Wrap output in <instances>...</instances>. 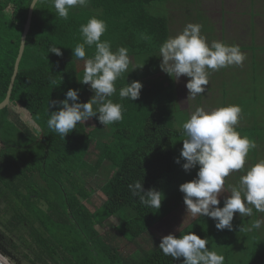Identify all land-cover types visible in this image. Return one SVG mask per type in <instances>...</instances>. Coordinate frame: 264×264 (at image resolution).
Returning <instances> with one entry per match:
<instances>
[{
  "label": "trees",
  "instance_id": "trees-1",
  "mask_svg": "<svg viewBox=\"0 0 264 264\" xmlns=\"http://www.w3.org/2000/svg\"><path fill=\"white\" fill-rule=\"evenodd\" d=\"M156 1L89 0L87 7L71 9L66 20L58 17L50 2L33 11L10 102L0 110L2 256L19 264L16 251L40 264H183V258L174 261L162 253L161 240L154 233L177 205L169 208L165 198L175 181L173 142L183 135L172 126L171 81L165 86L149 84L148 75L125 73L116 80L117 91L109 99L121 104L123 118L108 125L112 141L103 145L94 165L86 156L92 135L103 126L96 117L79 122L64 138L47 127L49 115L59 107H49L48 102L64 100L69 89L78 90V103L94 95L89 85L80 83L84 61L72 52L83 42L81 25L93 17L103 20L106 31L101 40L110 42L114 52L127 48L136 64L143 55L158 52L168 39L167 21L149 10ZM29 7L30 0L0 1V103L9 88ZM51 46L60 47L62 55L48 53ZM85 51L90 58L95 46H86ZM133 81L143 85L139 99H121L119 90ZM12 104L27 111L32 124L14 117ZM105 162L109 163L101 187L105 200L91 212L85 205L93 194L88 177ZM136 181L142 182L145 191L162 193L158 210L132 196L128 186ZM124 209L134 216L103 233L98 231L97 226ZM205 225L204 216L194 217L173 236L191 232L206 239ZM141 240L148 248L139 244ZM127 244L140 251L136 258L122 249ZM207 247L211 251L209 243ZM245 264H264V247Z\"/></svg>",
  "mask_w": 264,
  "mask_h": 264
},
{
  "label": "clouds",
  "instance_id": "clouds-1",
  "mask_svg": "<svg viewBox=\"0 0 264 264\" xmlns=\"http://www.w3.org/2000/svg\"><path fill=\"white\" fill-rule=\"evenodd\" d=\"M50 2L59 18L67 19L69 11L76 7H87L89 0H30L33 10ZM200 24H187L180 34L167 39L160 47L163 71L169 76L179 79L181 76L190 78L185 87L188 97L193 99L206 92L209 70L217 71L232 65L240 66L245 55L236 45H226L213 41L211 46L201 36ZM106 31V23L95 17L81 25L80 32L83 42L76 45L73 55L84 61V72L80 83L89 85L94 95L86 103H78V90L69 89L62 101L48 102L49 107L58 110L51 112L47 127L63 138L72 132L77 124L96 117L99 124L106 127L122 120V106L113 103L109 97L116 93V80L127 72L129 67L128 49L118 48L115 52L108 41L101 37ZM147 39L148 37L142 36ZM95 46L92 57L86 58L85 47ZM48 53L57 57L62 55L60 47L51 46ZM134 70V69H133ZM143 85L138 81L119 90L121 99L130 101L139 99ZM71 102V103H70ZM98 105L94 110L93 106ZM241 108L230 105L205 112L197 108L190 119L182 124L183 140L179 164L183 159L182 168L185 172L197 168L196 178L179 186L183 194V203L187 212L193 217L207 216L215 221L217 230H232L235 213L240 216H251L253 208L264 212V160L259 161L246 171L240 178L239 188L231 187V195L224 199V206L217 207L221 191L224 189L225 177L230 173L244 168L250 150L256 148L255 141L241 136L235 130ZM41 131L38 125H32ZM129 190L139 202L147 207L159 209L163 199L161 192L155 189L145 191L141 181L130 184ZM261 220L253 223V228L261 227ZM208 239H201L193 233L176 238L172 234L162 237L159 249L165 256L174 261L183 258V264H224V256L210 251Z\"/></svg>",
  "mask_w": 264,
  "mask_h": 264
},
{
  "label": "rangeland",
  "instance_id": "rangeland-1",
  "mask_svg": "<svg viewBox=\"0 0 264 264\" xmlns=\"http://www.w3.org/2000/svg\"><path fill=\"white\" fill-rule=\"evenodd\" d=\"M157 3L162 4L163 0L150 4L149 10L153 15H157L158 17L165 16V13L154 11ZM152 54L154 53L151 52L145 56L143 55V59H138L134 66L129 59L130 63L127 75H146L149 73L151 71L149 64H151V61L153 60L150 59ZM251 55L252 54H249V57ZM249 60L250 63L246 62L245 66H242L244 64H241L240 66L232 65L229 68H226L229 70L227 77H225V74H222L219 70L217 71L218 75L216 77L218 80V88L216 89V95L215 97L209 98L207 103L209 106L214 108L217 107L215 109L230 105H238L242 111L239 122L235 126V130L238 131L242 137L247 136L256 143V148L250 150L246 157L244 168L232 172L228 177H225L224 189L218 197L220 203L217 207L221 208L224 206V199L231 195V187L239 188L240 178L246 174V171L259 161L264 160V64H262L263 66H253L251 63L253 59L249 58ZM254 71H256V73H254ZM182 79H184V77H182ZM189 79L190 78L186 79L185 85ZM151 83L152 82L149 84ZM232 83L235 84V87L231 88ZM213 91L214 90H210L209 93L212 95ZM183 96H185V93L177 89V92L175 93L176 98H174L175 106L172 112L174 117L172 126L180 131H183L182 124L190 119L191 115L197 108H202L200 105L201 102H204L202 99L197 98V96L201 97V95L195 97L196 102H194L195 100L191 96L186 98ZM210 110L207 112H210ZM10 113L14 117L32 124L27 111L20 106L16 104L10 105ZM184 139H186V136L183 134L173 142L174 164L176 168L175 181L168 189L167 193H165V198L166 204L169 208L174 206L175 203L177 205L172 207L171 213L162 220L154 230L156 237L160 240L162 237L169 234L174 235L188 225L192 218H194L191 213L186 210V206L183 203V194L179 191V186L195 179L198 167L185 172L182 168L183 163H185L183 159L180 160L179 164L175 163V160L180 158V151ZM111 141L112 133L109 130V126H102L91 137L90 148L86 156L87 162L90 165H94L103 145ZM108 165L109 163L105 162L95 175L88 177V185L93 190V194L88 201L85 202V205L91 212L98 210L105 200V196L101 192V187L107 178L106 167H108ZM133 216L134 213L131 210L124 209L117 215L110 217L101 225L97 226V229L100 233H103L113 226L128 221ZM195 217H199V215ZM204 217L206 222V239H208L210 249L211 251H215L217 254L224 256V264H245L253 252L264 247V212H258L253 208L251 216H240L239 213H235L232 221V230H217L215 228V221L207 216ZM257 220L262 221L261 227L258 229L252 227L253 223ZM144 240H141L139 244L146 249L148 246ZM122 249L131 258H136L137 254L140 252L133 244H127ZM14 254L21 264H40L25 259L17 251L14 252ZM4 258L10 264H19V262L14 261L12 258Z\"/></svg>",
  "mask_w": 264,
  "mask_h": 264
},
{
  "label": "crops",
  "instance_id": "crops-1",
  "mask_svg": "<svg viewBox=\"0 0 264 264\" xmlns=\"http://www.w3.org/2000/svg\"><path fill=\"white\" fill-rule=\"evenodd\" d=\"M154 11L165 13L162 18L167 21L168 39L180 34L189 23L200 24L202 25L200 34L209 46L213 41L223 42L229 46L236 45L245 55L242 66H245L246 62L250 63L249 58L253 59L251 62L253 66L264 64V0H163L162 4L157 3ZM249 54L252 55L249 57ZM129 59L134 66L133 57L129 56ZM150 59L153 60L149 64L151 71L146 74L149 77L147 79L164 86L171 81L174 94L179 89L185 93L183 97H188L189 93L185 87L187 77L175 79L174 75L169 76L164 72L159 51L152 54ZM226 68L219 69L225 77L229 74ZM217 71L209 70L206 92L200 94L201 97L197 96L204 101L200 107L206 112L217 108L207 104L209 98L216 95ZM232 87H235L234 83ZM210 90H214L212 95L209 93ZM194 100L196 102V98Z\"/></svg>",
  "mask_w": 264,
  "mask_h": 264
},
{
  "label": "water",
  "instance_id": "water-1",
  "mask_svg": "<svg viewBox=\"0 0 264 264\" xmlns=\"http://www.w3.org/2000/svg\"><path fill=\"white\" fill-rule=\"evenodd\" d=\"M0 1H2V0H0ZM33 11L34 10H33V8L30 5L29 10H28V14H27V19H26V22H25V25H24L23 33H22V36H21V43H20L18 55H17L16 61H15V64H14L13 74H12L11 79H10V84H9V88H8L6 97L0 103V110L3 109L4 107H6L9 104V102H10L12 88H13L14 81L16 79V76H17V73H18V70H19V64L21 62V59H22V56H23V52H24L26 37H27L28 32L30 30ZM3 258L0 257V264H10L6 260H4L5 258L4 259Z\"/></svg>",
  "mask_w": 264,
  "mask_h": 264
},
{
  "label": "bare ground",
  "instance_id": "bare-ground-1",
  "mask_svg": "<svg viewBox=\"0 0 264 264\" xmlns=\"http://www.w3.org/2000/svg\"><path fill=\"white\" fill-rule=\"evenodd\" d=\"M0 257L3 258L1 254H0ZM3 259H4V258H3ZM4 260H6V259H4ZM6 261H7V260H6ZM7 262H8V261H7ZM8 263H9V262H8Z\"/></svg>",
  "mask_w": 264,
  "mask_h": 264
}]
</instances>
